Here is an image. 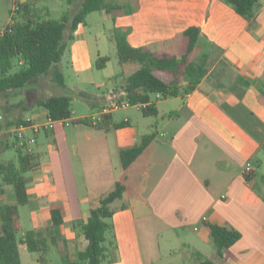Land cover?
<instances>
[{
  "label": "crops",
  "instance_id": "obj_1",
  "mask_svg": "<svg viewBox=\"0 0 264 264\" xmlns=\"http://www.w3.org/2000/svg\"><path fill=\"white\" fill-rule=\"evenodd\" d=\"M53 1L0 0V32L12 22L13 3L45 17ZM76 2L68 4L73 7ZM105 15L110 22L104 29L117 28L132 46L158 52L175 53L183 30L197 25L199 38L189 60L206 72L189 93L166 98L153 94L156 116L128 106L103 115L101 127L71 126L49 123L39 106L32 110L33 118L20 117L29 121L22 129L23 141L39 154L40 165L28 172V203L17 207L23 229L18 239L26 230L48 229L51 244L66 264L75 261L87 245L82 225L89 207L123 180L125 191L111 204L107 239L115 241L116 259L108 264H198L195 254L213 264H264V0L249 20L225 0H133L125 10ZM87 40L73 33L68 47L78 78L82 74L84 82L96 88L87 93L77 87L90 97L92 110L71 118L96 113L111 97L123 94L124 78L139 67L135 62L119 67L113 53L102 69L114 62L115 68L96 79L93 67L100 53L93 56ZM185 84L181 78L179 85ZM132 107L140 114L129 112ZM32 125L42 129L44 149L29 146L40 133L34 134ZM4 132L9 141L0 138V148L5 143L14 148L13 137ZM150 132L153 138L125 171L120 150L137 146ZM247 165L252 172L245 179L242 171ZM1 188L2 203L16 205L13 186ZM53 208L62 217L56 226ZM205 222L235 229L240 237L217 256ZM18 252L21 264H40L37 253L24 244H18Z\"/></svg>",
  "mask_w": 264,
  "mask_h": 264
},
{
  "label": "trees",
  "instance_id": "obj_2",
  "mask_svg": "<svg viewBox=\"0 0 264 264\" xmlns=\"http://www.w3.org/2000/svg\"><path fill=\"white\" fill-rule=\"evenodd\" d=\"M130 1L80 0L76 10L66 11L59 18L41 17L32 13L30 8L22 7L21 18L14 17L0 32V94L21 89L41 75H51L59 86H63L64 78L57 63L72 40L74 31L85 24L89 13L103 11L113 14L115 11L125 10ZM225 1L248 20L254 16L259 6V0ZM109 31L108 40L114 44V55L119 67L124 63L139 64L135 71L124 78L121 87L130 104L147 103L141 108L144 116H156L158 113L151 99L153 94L159 93L161 98H166L189 93L206 72L203 66L189 60L199 38L200 29L197 25H189L183 30L175 53L158 52L146 46H132L125 32L117 28ZM14 59L17 69L11 72ZM109 60V55H100L96 58L94 66L102 69ZM160 73L167 74L168 79L163 78ZM118 76L120 73L113 78ZM181 78L186 80L184 86L179 85ZM79 94L90 101L85 92L81 91ZM71 100L69 95L55 93L36 98L33 103L34 106L44 108L47 116L54 121L70 118L73 123L102 126L101 122L92 124L85 117L71 118ZM28 123L29 121L18 119L16 122L0 123V128ZM153 136L154 132L143 134L137 146L120 150L121 164L125 171ZM12 146L5 143V147ZM14 148L16 161L0 160V182L11 184L16 195V205L2 203L3 189L0 184V264H21L19 243L24 244L29 251L36 252L40 264H48V246L53 241L50 234L48 235V229L26 230L20 239L17 237L23 231L17 207L24 206L29 201L26 187L30 178L28 172L39 167V154L26 151L20 146ZM244 177L248 179L250 175ZM124 191L123 180L116 181L107 193L99 197L96 204L89 207V215L82 225V234L87 241L86 248L77 253L75 261H67V264H108L116 259L115 241L113 238L107 239V233L111 230L109 219L114 211L111 204L120 198ZM51 217L54 226L62 222L57 208L51 210ZM203 226L213 239L217 256H222L223 250L240 237L237 230L225 225L205 222ZM194 258L198 264H213L210 258H204L200 254H195Z\"/></svg>",
  "mask_w": 264,
  "mask_h": 264
},
{
  "label": "rangeland",
  "instance_id": "obj_3",
  "mask_svg": "<svg viewBox=\"0 0 264 264\" xmlns=\"http://www.w3.org/2000/svg\"><path fill=\"white\" fill-rule=\"evenodd\" d=\"M76 2V0H73ZM133 3V0L130 1V4ZM129 4V6H130ZM79 2L74 3L73 7H78ZM128 6V7H129ZM72 7V6H71ZM71 7L68 4V0H61L57 1L54 0L51 4V13L48 17L50 18H59L64 12L69 11ZM72 7V8H73ZM71 11V10H70ZM18 15L15 12L14 16ZM106 22H110V20L106 19V15L103 11H93L89 13L86 17V25H82L77 31L74 32L78 34H84L87 36V44L88 49L91 51L93 56L96 55L97 51L100 55H113V43L110 42L107 36L110 34V31L104 29V25ZM2 22L0 21V29L3 28ZM106 34L104 35V32ZM80 38V37H78ZM114 62V61H113ZM13 68L11 72H14L17 69L16 60H13ZM59 70L61 71L63 78H64V85L59 86L57 82L52 78L51 75H41L37 78L34 82L26 85L25 87L14 90L8 91L7 93L0 94V115L3 116V120L0 123L5 122H16L20 117L25 118H33V111L38 106H34V100L40 97H46L51 94H66L71 96V110L72 115L77 114H86L92 110L90 105V101L79 94V90L77 87L84 88L87 93H92L96 90L91 84H87V82L83 80V75L81 74L82 78H78L77 72L73 67L71 62V57L69 53V47L66 48L64 51L60 61L57 63ZM115 62L110 63L107 69H97L95 66L93 67V72L96 79H104V75L107 73H111L113 68H115ZM87 74V73H86ZM112 79V78H111ZM109 86L112 85L111 82H108L109 79H105ZM102 89H105L107 86H101ZM93 88V89H92ZM95 88V89H94ZM129 112H134V114H140L136 107H132ZM117 114H121L118 112ZM36 120V119H35ZM38 120V119H37ZM36 120V121H37ZM60 122V121H56ZM62 123V122H60ZM63 124V123H62ZM71 126L73 122H70ZM7 127L0 128V138H5L9 141V136L4 131ZM159 130V127H158ZM7 132V131H6ZM27 134H31L30 130L25 131ZM9 133V132H8ZM13 138H10V141H13ZM37 142L39 144H37ZM45 144V136L42 131L38 135V139L36 142L31 143L29 146L33 147L34 149H44L46 147ZM16 150L13 147H3L0 148V160L1 161H16ZM260 165V164H259ZM261 173L264 174V161L261 164ZM259 178V175L258 177ZM262 187L263 185L259 183ZM20 234V233H19ZM18 234V235H19ZM165 250H163L164 252ZM48 264H66V260H63L58 253V250L49 243L48 252H47ZM181 264V263H180Z\"/></svg>",
  "mask_w": 264,
  "mask_h": 264
},
{
  "label": "built area",
  "instance_id": "obj_4",
  "mask_svg": "<svg viewBox=\"0 0 264 264\" xmlns=\"http://www.w3.org/2000/svg\"><path fill=\"white\" fill-rule=\"evenodd\" d=\"M21 11V7L18 3H13L12 5V20L14 18V14L15 12L19 13ZM21 63V61L19 62ZM157 96H160L159 93H155ZM147 105V103H137V104H130V102L128 101V99L125 96V93L123 92V94H119L118 96H113L111 97V100L109 102V104L104 105L100 108V110L96 113H90L86 116H84L85 118L88 119V121H90L92 124H96L99 123L101 121V118L103 115L119 109V108H123V107H128V106H136L137 108H142L145 107ZM3 116L0 115V121H2ZM47 121L49 123L51 122H55L54 120L50 119L47 116ZM56 121H60L62 122L64 125H69L71 122L70 118H65V119H61V120H56ZM25 124H19V125H12L10 127H8L5 131L9 132L11 134V137L14 138V147L16 146H20L23 149H25L26 151H32L31 148L27 147L25 145V142L23 141L24 139V135L22 133V129L24 127ZM40 130V126L39 125H32V131L33 133H37ZM33 139H28L27 142H32ZM252 172V167L250 165H247L243 168V176L245 175H249ZM205 219V218H203ZM196 228V227H195Z\"/></svg>",
  "mask_w": 264,
  "mask_h": 264
}]
</instances>
